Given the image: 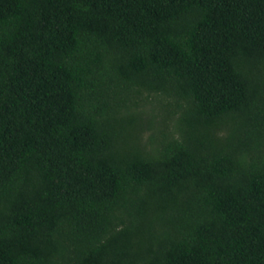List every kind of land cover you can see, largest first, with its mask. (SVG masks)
I'll return each instance as SVG.
<instances>
[{
    "label": "trees",
    "instance_id": "trees-1",
    "mask_svg": "<svg viewBox=\"0 0 264 264\" xmlns=\"http://www.w3.org/2000/svg\"><path fill=\"white\" fill-rule=\"evenodd\" d=\"M0 264H264V0H0Z\"/></svg>",
    "mask_w": 264,
    "mask_h": 264
}]
</instances>
